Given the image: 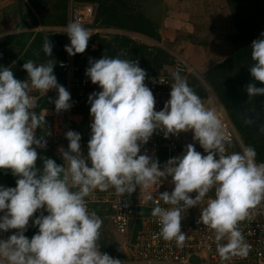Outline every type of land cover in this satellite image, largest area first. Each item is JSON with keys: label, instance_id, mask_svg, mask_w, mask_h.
<instances>
[{"label": "clouds", "instance_id": "clouds-1", "mask_svg": "<svg viewBox=\"0 0 264 264\" xmlns=\"http://www.w3.org/2000/svg\"><path fill=\"white\" fill-rule=\"evenodd\" d=\"M63 32L70 40L65 51L70 56L84 53L90 31L72 21ZM250 47L253 63L249 72L256 81L264 82V32ZM52 48L46 37L43 52L51 56ZM21 67L26 70L25 80L0 65V169L17 177L14 187L0 184V233L16 230L6 239L0 238V264H123L100 251L97 241L102 220L89 211L85 197L93 190L109 188L122 196L138 186L144 190L143 200L152 201L148 189L169 176L174 187L158 195L159 201L170 207L155 202L151 209L158 220V235L183 247L182 213L199 206L211 191L214 194L199 207L196 223L213 230L222 262L231 256L247 257L251 245L237 225L250 208L264 200V162L257 163L255 148L250 145L226 154L228 137L220 118L205 108L180 69L171 73L174 82L170 83L169 99L156 110L153 92L144 83L146 70L138 60L105 55L89 58L85 75L100 90L87 99L92 118L87 153L81 150V134L68 130L64 133L67 150L58 149L63 163L41 155L42 166L38 167L37 148H46L45 136L51 132L46 130V113L35 111L37 104L29 91L55 89V99H49L56 112L72 107L71 96L58 83L51 62L27 60ZM245 90L248 96L264 95V87L255 83L247 84ZM38 127L44 135H37ZM157 130L165 138L192 130V140L206 154L197 151L193 143L163 163L154 154H141V146ZM193 192L194 197L189 195ZM30 218L38 229L31 238L25 235Z\"/></svg>", "mask_w": 264, "mask_h": 264}, {"label": "built area", "instance_id": "built-area-1", "mask_svg": "<svg viewBox=\"0 0 264 264\" xmlns=\"http://www.w3.org/2000/svg\"><path fill=\"white\" fill-rule=\"evenodd\" d=\"M79 7L77 3H73V0L68 1L65 26L72 21H78L91 32L90 20ZM65 26L58 28L56 32L64 35L67 38V44H69L70 40L67 34L63 32ZM57 66L63 73L62 78L66 90L70 93L72 107L66 111L56 112L53 103L48 120H45L46 130L50 131L51 135L47 136V145L44 149H49L52 156L63 163L58 149L63 147L67 150L68 140L65 138L64 133L73 130L75 122L86 128V131L84 130L85 132L81 134V150L84 154L87 153V141L90 138L89 125L92 119L89 114L90 104L87 103V99L90 93L100 89L85 75V69L73 63L72 56L68 53H66L65 59L58 61ZM177 69L181 70L180 74L189 85V75H194V73L188 64L181 59L175 58L172 65L164 66L157 75L146 76L144 83L153 92L156 110H160L165 101L169 99L170 83L174 82L171 73ZM29 95L34 97L37 104L38 99L42 96L49 95L55 99L56 90L50 89L43 93L39 90L30 89ZM35 111H37V108ZM214 111L220 118L228 137L225 142L226 154L233 152L236 144L242 148L239 136L226 112L219 109ZM40 130L41 128L38 127L36 132ZM192 136V130H188L175 136L169 134L165 138L163 133L157 130L149 141L141 146L140 151L141 154L145 152L149 155L154 154L161 163L169 157L179 155L184 146L189 143H193L197 151L206 154L199 143L192 140ZM159 152H161V155H159ZM170 181L171 177L169 176L162 183L158 180L156 184L152 185L148 191L152 193L153 200L147 202L143 200L144 190H139L138 186L133 193H125L122 196L118 195L114 189L109 188L106 191L93 190L89 196L85 197L89 211L102 210L106 212L107 214L103 216L110 222L113 232L125 239L129 255H126L127 261L123 264H264V200L256 207L250 208L246 218L239 221L237 225L244 235L245 241L251 245L247 257L231 256L228 260L222 262L216 252L213 230L203 224L196 223L200 215L199 207H203L207 197L214 194L211 191L199 206H193L182 213L181 230L186 233L183 247H177L175 240L165 241L160 237L158 235V220L151 215V209L155 206V202H159L163 207H170V205H165L162 201H159L158 195L159 192L165 190L171 192L174 185ZM189 195L194 197L196 193L193 192ZM139 209L148 210L150 213L138 216L135 213ZM2 214L0 213V215ZM30 222L31 218L27 230L30 227ZM14 231L16 230L10 229L8 232H2L0 238L6 239ZM191 257H195L197 262L190 261Z\"/></svg>", "mask_w": 264, "mask_h": 264}, {"label": "trees", "instance_id": "trees-1", "mask_svg": "<svg viewBox=\"0 0 264 264\" xmlns=\"http://www.w3.org/2000/svg\"><path fill=\"white\" fill-rule=\"evenodd\" d=\"M73 1L95 6V9L93 8L94 16L89 26L90 28L115 29L126 33L143 35L156 41L160 40L156 23L142 12L135 11L134 1L137 0ZM28 2L30 6L34 5L31 0H28ZM225 2L230 9L231 18L237 30L235 40L240 44V47L226 59L216 63L211 69L206 70L203 74V81L210 86L212 92L227 112L241 144L254 147L257 163L264 162V131L261 130L264 129V95L248 96L245 90L249 83H255L257 87H264V82L256 81L251 76L248 68L253 63L250 55V45L254 39L264 32V0H225ZM60 3L57 7L59 12L55 11L54 24L64 26L67 21L68 0H60ZM46 37L53 44L51 56L43 52V42ZM67 43V38L61 34L53 33L46 36L36 34L26 49L24 61L51 62L54 64L53 71L58 83L65 87V82L62 78L63 73L58 68L57 63L65 59L67 52L64 46ZM93 43L96 44V51L88 47ZM88 46L84 53L72 55L73 63L82 69H86L88 66L89 58L99 59L103 55L138 60L139 66L146 70L147 75H157L164 65L168 66L174 63L172 57L165 50L137 43L133 39L121 34H115L109 38L100 36L99 34H92L89 38ZM189 80V86L200 96L201 100H204L207 97V91L203 84L194 75H189ZM49 98L54 100L53 97L46 95L40 97L37 102V112L39 114L46 113V121L53 106ZM241 150L242 148L236 144L234 151L239 152ZM37 152L38 167L42 166V162L39 159L41 155L55 159L49 149L38 148ZM159 155H161V152H159ZM56 162L61 163L58 160ZM16 179L17 177H14L10 170L0 169V184L14 187ZM140 213L143 214V212ZM38 214L39 212L34 215ZM104 214L106 215L107 213L102 210L98 212V216L102 220L101 228L108 223L107 219L103 216ZM37 230L31 223L25 235L31 238ZM97 243L100 246V251L107 252L110 256L119 258L123 262L127 261L125 254L114 250L106 243L101 232Z\"/></svg>", "mask_w": 264, "mask_h": 264}, {"label": "rangeland", "instance_id": "rangeland-1", "mask_svg": "<svg viewBox=\"0 0 264 264\" xmlns=\"http://www.w3.org/2000/svg\"><path fill=\"white\" fill-rule=\"evenodd\" d=\"M16 1L18 5L19 3L25 5L24 0ZM145 1H152L153 3L163 2L164 4L161 27L158 28L159 41L129 32L101 27H91L90 33L95 32L94 34H99L106 38L115 34L125 35L137 43L165 50L173 60L176 58L185 61L194 76L200 80L207 91V97L202 101L205 108L225 111L210 86L203 81V74L206 70L226 59L240 47V44L235 40L237 30L234 27L231 12L225 0H137L134 1L135 11L141 12L142 4ZM40 2L45 6L50 5L51 12L44 13L43 17L48 19L53 15L55 18V11L61 4L60 0H40ZM73 3L77 2L73 1ZM77 4L83 14L89 18V25H91L95 6L90 5L92 8L90 9L88 6L86 7V4ZM19 7L22 9V5H19ZM56 12L59 11L57 10ZM88 47L93 51L97 49L94 43ZM78 124V122L73 124V130L83 134L86 128L84 126L79 127ZM100 232L104 236L106 243L111 248L118 250L119 239L114 235L110 223H106L104 227L100 228Z\"/></svg>", "mask_w": 264, "mask_h": 264}, {"label": "crops", "instance_id": "crops-1", "mask_svg": "<svg viewBox=\"0 0 264 264\" xmlns=\"http://www.w3.org/2000/svg\"><path fill=\"white\" fill-rule=\"evenodd\" d=\"M31 1L34 3L32 6H30L28 0H24L25 5L23 3H19V5H22L21 9L16 0H3L4 3L0 0V65L13 69L15 72L14 77L19 80H25V70L22 69L21 66L25 62L24 58L26 49L32 42L35 35L42 34L46 36L53 33L60 34L56 31L58 28L63 27L54 24L55 18L53 15L48 19L43 17L44 13L48 11L51 12L49 8L50 5H43L40 0ZM87 6L92 9L90 5H86V7ZM94 33L95 32L92 34ZM131 34L135 35L136 33ZM136 35L143 36L139 34ZM27 36L28 38H26ZM13 61H15V63H13ZM34 62L39 64L36 61ZM37 135H44V130L37 131ZM45 139L47 140V136H45ZM99 211L100 210L96 212L97 215ZM140 212H143V214ZM149 213L150 211L148 210L139 209L135 214L143 216ZM109 223L110 222L108 221V224ZM114 235L119 239L118 250L116 249V251L129 255L125 239L115 233Z\"/></svg>", "mask_w": 264, "mask_h": 264}, {"label": "water", "instance_id": "water-1", "mask_svg": "<svg viewBox=\"0 0 264 264\" xmlns=\"http://www.w3.org/2000/svg\"><path fill=\"white\" fill-rule=\"evenodd\" d=\"M141 12L156 23L157 27H161L164 4L163 2L153 3L152 1H145L142 4ZM190 261H196L195 257H191Z\"/></svg>", "mask_w": 264, "mask_h": 264}]
</instances>
